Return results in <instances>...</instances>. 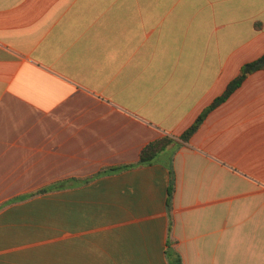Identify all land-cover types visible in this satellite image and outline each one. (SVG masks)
<instances>
[{"label":"crops","instance_id":"0c3cea01","mask_svg":"<svg viewBox=\"0 0 264 264\" xmlns=\"http://www.w3.org/2000/svg\"><path fill=\"white\" fill-rule=\"evenodd\" d=\"M261 56L264 0H0V264H264V69L179 139Z\"/></svg>","mask_w":264,"mask_h":264},{"label":"trees","instance_id":"16d2710c","mask_svg":"<svg viewBox=\"0 0 264 264\" xmlns=\"http://www.w3.org/2000/svg\"><path fill=\"white\" fill-rule=\"evenodd\" d=\"M261 69H264V56H261L259 59H257L252 63H248L244 65L238 77L228 85L225 92L220 97L215 99V101L209 107L205 108L200 113V115L197 117L195 122L179 137V139L182 142H187L190 139V137L199 129L205 117L211 110H213L215 107L221 104L225 99H227V97L233 91H235L252 72ZM171 144H173V140L169 137H162L160 139H157L149 143L145 147H143V149L140 152L138 162L136 164L112 169L111 172L119 171L121 169H126V168L152 165L153 163L158 162L166 154V151ZM165 165H167L171 174V183L169 185V190H168V195L170 196L173 191L172 167H171V163H165ZM167 258L169 264H182L180 257L174 252L169 251L167 253Z\"/></svg>","mask_w":264,"mask_h":264}]
</instances>
